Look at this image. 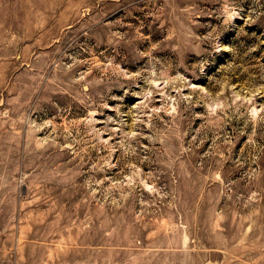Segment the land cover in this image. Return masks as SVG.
I'll return each instance as SVG.
<instances>
[{"label":"rangeland","instance_id":"1","mask_svg":"<svg viewBox=\"0 0 264 264\" xmlns=\"http://www.w3.org/2000/svg\"><path fill=\"white\" fill-rule=\"evenodd\" d=\"M0 264H264V0H0Z\"/></svg>","mask_w":264,"mask_h":264}]
</instances>
